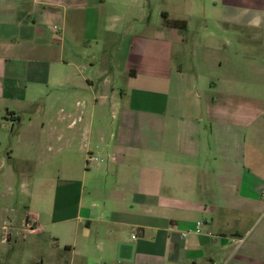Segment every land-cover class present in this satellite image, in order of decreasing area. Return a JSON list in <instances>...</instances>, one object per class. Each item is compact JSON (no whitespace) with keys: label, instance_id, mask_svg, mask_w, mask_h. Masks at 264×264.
<instances>
[{"label":"crops","instance_id":"obj_1","mask_svg":"<svg viewBox=\"0 0 264 264\" xmlns=\"http://www.w3.org/2000/svg\"><path fill=\"white\" fill-rule=\"evenodd\" d=\"M187 8L0 0V264H264V0L205 22L199 52Z\"/></svg>","mask_w":264,"mask_h":264},{"label":"rangeland","instance_id":"obj_2","mask_svg":"<svg viewBox=\"0 0 264 264\" xmlns=\"http://www.w3.org/2000/svg\"><path fill=\"white\" fill-rule=\"evenodd\" d=\"M188 2V8L187 11L183 14L184 17H186L190 23V29L188 36V46L187 51H200V46L203 44L207 39H209V36L205 37V30L203 28V24L207 22V24L210 26L209 31H213L215 27L216 20H219L221 17H226L229 15V7L234 5H239V7H245L247 5L248 0H187ZM129 4V1L127 2ZM130 6V5H129ZM222 10V12H221ZM242 9H239V11H242ZM241 13V12H240ZM200 44V45H199ZM81 95L80 97H82ZM27 115H25V123L23 127H26L27 125ZM11 129V125L9 126V130ZM13 139L5 140L4 142L11 145L13 144L16 146L17 144V135H13ZM19 152V151H16ZM46 155L49 156V159L51 158V153H46ZM24 157L25 154L22 152L18 153L17 157ZM37 157V156H36ZM33 156V158H36ZM51 172L46 173L45 175L48 176H57L58 172L55 169L54 165H51L49 168ZM2 173L0 172V177ZM22 173H15L14 174V182H15V190H14V197H12L13 201L11 200V197H9V208L14 206V212L13 215L14 221L12 223V227L15 229V233H17V230L20 231V228H22L23 221L25 220V213L27 212L26 207L28 205V199L26 195L20 192V189L18 188V184L21 179H23ZM36 175H43L41 173H38ZM1 187V186H0ZM4 189L2 187L0 188V202L4 199V193L2 194ZM5 202V201H4ZM7 202V201H6ZM5 202V203H6ZM25 222V221H24ZM9 226V225H8ZM252 234L249 236V240L254 238V235H258L259 238H264V217H261L257 222H255V225L252 229ZM19 238L20 244L23 242Z\"/></svg>","mask_w":264,"mask_h":264},{"label":"built area","instance_id":"obj_3","mask_svg":"<svg viewBox=\"0 0 264 264\" xmlns=\"http://www.w3.org/2000/svg\"><path fill=\"white\" fill-rule=\"evenodd\" d=\"M105 158L99 157V156H95V155H89L88 156V164L89 163H101L104 162ZM24 230L26 232L31 231L34 228V222L28 218L25 220L24 222ZM204 222L202 221H197L194 225V228L190 231L191 233H195L197 235H200L204 232ZM4 229H6L8 231V227L5 226ZM210 234V232H208ZM188 235V233H183V237H186Z\"/></svg>","mask_w":264,"mask_h":264},{"label":"trees","instance_id":"obj_4","mask_svg":"<svg viewBox=\"0 0 264 264\" xmlns=\"http://www.w3.org/2000/svg\"><path fill=\"white\" fill-rule=\"evenodd\" d=\"M169 25L179 30H186V22L182 20H174L169 22Z\"/></svg>","mask_w":264,"mask_h":264}]
</instances>
